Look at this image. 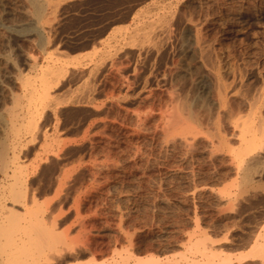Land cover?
I'll list each match as a JSON object with an SVG mask.
<instances>
[{
  "label": "rangeland",
  "instance_id": "374dc122",
  "mask_svg": "<svg viewBox=\"0 0 264 264\" xmlns=\"http://www.w3.org/2000/svg\"><path fill=\"white\" fill-rule=\"evenodd\" d=\"M39 2L0 0V199L47 264H264V0Z\"/></svg>",
  "mask_w": 264,
  "mask_h": 264
},
{
  "label": "bare ground",
  "instance_id": "6f19581e",
  "mask_svg": "<svg viewBox=\"0 0 264 264\" xmlns=\"http://www.w3.org/2000/svg\"><path fill=\"white\" fill-rule=\"evenodd\" d=\"M30 2L32 4V6L34 7L35 13H37V14H39L43 10V6H45L41 2H39V0H30ZM44 10H45V7H44ZM44 10H43V12H44ZM31 15L34 17L33 13H31ZM32 19H34V18H32ZM31 20H29V21H31ZM40 20H41V18H40ZM40 22L41 21H39V23ZM33 25H35V24H33ZM35 30H37V29H35ZM34 63H36V62H34ZM29 88L27 90H29ZM32 88L33 87H31V89ZM45 88H46V86L44 87V89ZM44 89L42 90V92H40V95L37 92L38 96L40 97V100H41V98L44 99L43 96L47 97L49 94L48 93L49 91L47 92L48 89L47 90H44ZM32 90H34V89H32ZM38 96H37V99L39 98ZM29 101H30V99H29ZM180 117L178 116L177 118H180ZM175 119H176V117H175ZM177 120L179 122H181L179 119H177ZM14 127L15 126H13L12 128H14ZM185 128H187V127L185 126L182 130L183 132H181L182 136L177 134V131L179 132L180 129L175 131V134L178 135V137H180V138L183 137L182 139H184L186 142H188L187 140H189V141L191 140V139H188L189 138L188 136L192 135V134H189V132H188V135H187V133H185V131H184ZM181 129H182V127H181ZM187 130L189 131V129H187ZM181 133L179 132V134H181ZM190 133H192V131ZM193 133H195V132H193ZM195 134H197V132ZM195 134L192 136V139L195 136ZM241 134H242V132L240 133V135ZM178 137L176 136L177 139H178ZM2 143H5V142H2ZM185 143H183V144L185 145ZM6 145H7L6 143H5V145L2 144L3 147L1 146L2 149L0 151V154L2 152V157L0 155V159H1V161H0V173L2 172V175L4 177H6L9 173V171H11V170L15 174L19 170L20 164H21V163H18L17 160H15L14 158L9 157V155L11 153L14 154V150H10L11 147L7 148L8 145L7 146ZM16 150H17V148H16ZM18 174L20 175V173H18ZM246 176H244V178H245V180L246 179L248 180V178ZM8 177H9V175H8ZM15 179H16V183H18V185L21 187L22 181L19 179V177L17 175H15ZM19 181H21L20 182L21 185L19 184ZM16 183H14V186H17ZM14 186L11 189V193H12L11 205L12 206H8L7 203L5 202V199L4 200L0 199V264H47L51 261H54V259L59 257L58 255L61 254L62 250H63V249L58 248L57 250H55L56 252L51 251L52 247L50 245L53 242V240L59 236V234L57 233L59 231L56 232V230L53 227H47L43 223L42 215H40L41 217H39L36 214L37 211L34 210V207L36 208V206H33V205L29 206V204H31V202L32 203L33 202L36 203V202L34 200H32V201L28 200L30 202L28 204L27 198L25 196L22 197L21 189H19L18 187L16 188ZM17 206L19 208H22V209H20V211L17 210L15 208ZM47 210H50V209H47ZM34 211H35V213H34ZM21 212L23 214L28 213L29 217H24L25 215H22ZM38 212H40V211H38ZM42 212H43V210H42ZM47 213H50V212H47ZM52 214H55V213L53 212ZM48 217L49 216L47 215V218ZM54 218L56 219L57 216L54 215ZM44 219H46V218H44ZM48 219H46L47 222L49 221ZM51 222H52V220H51ZM49 224L51 225V224H53V222L50 223V221H49ZM54 226H55V222H54ZM60 237H61V235H60ZM61 239H62V237H61ZM57 242L60 243L58 240H57ZM52 245L54 248V244H52ZM65 248H67V247L65 246ZM59 259H60V257H59Z\"/></svg>",
  "mask_w": 264,
  "mask_h": 264
}]
</instances>
